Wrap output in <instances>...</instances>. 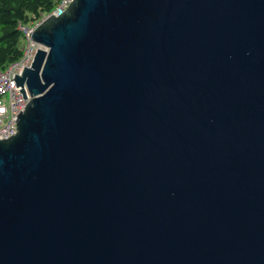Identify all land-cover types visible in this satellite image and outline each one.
<instances>
[{
  "label": "water",
  "instance_id": "water-1",
  "mask_svg": "<svg viewBox=\"0 0 264 264\" xmlns=\"http://www.w3.org/2000/svg\"><path fill=\"white\" fill-rule=\"evenodd\" d=\"M28 35L0 264H264V0H71Z\"/></svg>",
  "mask_w": 264,
  "mask_h": 264
},
{
  "label": "built area",
  "instance_id": "built-area-1",
  "mask_svg": "<svg viewBox=\"0 0 264 264\" xmlns=\"http://www.w3.org/2000/svg\"><path fill=\"white\" fill-rule=\"evenodd\" d=\"M71 0H59L56 7L46 15H60L68 6ZM42 17V18H43ZM24 33V48L22 57L5 68L0 69V139L7 138L16 128L17 113L23 111L24 105L33 97L26 85L24 89L26 97H23L21 85H16L15 73L21 74L24 66H29L34 58L36 50L41 45L29 38L28 32L35 28V24L30 26L20 25Z\"/></svg>",
  "mask_w": 264,
  "mask_h": 264
},
{
  "label": "trees",
  "instance_id": "trees-1",
  "mask_svg": "<svg viewBox=\"0 0 264 264\" xmlns=\"http://www.w3.org/2000/svg\"><path fill=\"white\" fill-rule=\"evenodd\" d=\"M59 0H0V69L23 55L24 33L20 25L30 26L52 11Z\"/></svg>",
  "mask_w": 264,
  "mask_h": 264
}]
</instances>
